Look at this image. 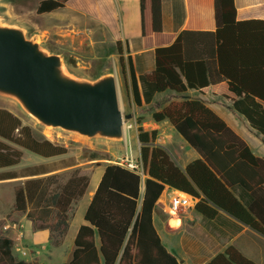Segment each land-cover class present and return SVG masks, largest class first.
I'll use <instances>...</instances> for the list:
<instances>
[{
  "label": "trees",
  "instance_id": "trees-1",
  "mask_svg": "<svg viewBox=\"0 0 264 264\" xmlns=\"http://www.w3.org/2000/svg\"><path fill=\"white\" fill-rule=\"evenodd\" d=\"M69 0H40L38 15L65 8ZM213 32H162L161 0H139L141 36L158 38L154 70L141 74L138 90L129 64L134 104H150L155 95L182 96L151 113L155 123L168 122L199 158L181 169L167 150L155 145L157 131L138 126L142 179L118 164H107L64 264H180L158 235L153 217L156 203L167 187L197 200L194 211L214 220L221 210L264 236V157L248 144L203 101L183 97L188 91L226 83L232 109L264 139V20L238 21L234 0H213ZM120 54V43H116ZM121 64L124 66L122 59ZM137 118V125L141 124ZM22 150L43 159L65 156L63 144L37 135L22 119L0 108V170L17 166ZM88 161L98 160L94 154ZM71 165L69 158L65 164ZM53 165L16 172H0V181L25 177L14 189L15 212L39 221L53 244L65 237L72 206L85 193L89 178L72 171L64 183L59 175L30 177L50 172ZM0 264H37L18 258L13 241L0 234ZM206 264H255L229 246Z\"/></svg>",
  "mask_w": 264,
  "mask_h": 264
},
{
  "label": "crops",
  "instance_id": "crops-1",
  "mask_svg": "<svg viewBox=\"0 0 264 264\" xmlns=\"http://www.w3.org/2000/svg\"><path fill=\"white\" fill-rule=\"evenodd\" d=\"M234 5L238 21L264 20V0H234ZM161 7L164 35L176 36L183 30L203 32L215 30L213 0H161ZM61 11H64L62 14L65 17L64 28L78 31L81 25L83 31L90 32L92 45L107 44L116 48V43H120L121 52L118 56L124 64L123 79L130 93V100L133 101L129 64L133 68L141 93L139 76L154 70V49L158 46L157 37L144 39L141 36L139 0H69ZM183 97L203 101L244 139L255 156L264 157V139L232 109L234 96L228 92L226 83L208 86L201 91L190 90ZM159 98L162 102H158ZM180 99L182 96L164 93L155 95L150 104L143 103L140 107L136 106L134 101L132 104L134 120L137 118L142 120L141 124L136 126L142 127L145 131H157L155 145L165 150H167L165 145H170L175 130L166 121L153 122L150 115L169 101ZM188 153L189 157L183 163H179L169 154L175 163L184 169L188 163L199 158L192 148ZM69 158L74 159L68 153L49 159L40 158L44 161L42 164L50 166L56 164V167H51L48 173L30 177L35 179L59 175V182L64 183L72 171L80 169L79 174L89 178L84 195L72 206L68 231L58 246L53 244L48 230L38 229L39 221L33 222L25 214L19 217V223L23 228V242L37 251L39 264H52L54 259L64 264L68 260L76 235L80 227L86 224L84 217L87 208L107 165L99 164L97 161L79 162L75 159L71 165L65 164ZM171 192L172 190L166 187L157 201L153 223L162 243L176 256L180 264H206L229 246H234L255 264H264V236L221 210L211 221L204 220L194 209L183 210L176 216H170L165 204Z\"/></svg>",
  "mask_w": 264,
  "mask_h": 264
},
{
  "label": "water",
  "instance_id": "water-1",
  "mask_svg": "<svg viewBox=\"0 0 264 264\" xmlns=\"http://www.w3.org/2000/svg\"><path fill=\"white\" fill-rule=\"evenodd\" d=\"M14 0H0V100L44 133L88 143L126 144L131 114L120 108L113 68L88 75L85 62L47 46L46 38L8 13Z\"/></svg>",
  "mask_w": 264,
  "mask_h": 264
},
{
  "label": "rangeland",
  "instance_id": "rangeland-1",
  "mask_svg": "<svg viewBox=\"0 0 264 264\" xmlns=\"http://www.w3.org/2000/svg\"><path fill=\"white\" fill-rule=\"evenodd\" d=\"M39 1L40 0H14L13 3L8 6V13L15 20L30 25L34 30L44 35L47 46L50 49L62 54L65 58L76 56L82 59L86 64L84 71L88 75H94L100 70L113 68L116 72L119 86L120 108L124 115H132L133 101L130 100V93L123 79L124 66L121 64L116 48L107 44L92 45L90 43V32L88 30L83 31L81 25L78 31H69L65 29V17L62 16L64 11L58 10L51 14L38 15L36 13V8ZM158 102H162V99L159 98ZM0 108L6 109L20 117L23 123L30 126L37 135L44 136L50 141L63 144L67 148L68 154L79 162H86L92 159L91 156L94 154L99 158L95 161L104 165L117 164L126 159L133 162L139 161L140 144L137 139V119L134 120L133 117L126 123V144L118 146L101 142L88 143L60 133H44L25 119L14 104L0 100ZM169 135L171 136V134ZM170 142V145L164 144L166 149L176 161L179 163L185 162L189 157L188 152L191 148L176 132L171 137ZM182 143L186 144V146ZM22 153L21 161L17 166L0 170V172L11 171L21 176L25 174V169L43 165L42 163L44 161L37 156L24 150H22ZM24 180H26L25 177H18L17 179L0 182V234L8 238L16 237V234L12 231L4 230L3 227L8 223L20 222L19 217L22 216V213L13 210L14 189L16 186L22 184ZM22 245L28 250L30 255L20 257L15 247H13L14 255L25 261L39 264V258L33 252V247L24 242H22ZM52 264H60V261L54 259Z\"/></svg>",
  "mask_w": 264,
  "mask_h": 264
},
{
  "label": "built area",
  "instance_id": "built-area-1",
  "mask_svg": "<svg viewBox=\"0 0 264 264\" xmlns=\"http://www.w3.org/2000/svg\"><path fill=\"white\" fill-rule=\"evenodd\" d=\"M118 165L125 167L131 171H134L138 174L142 179L145 178L144 169L140 163V161H129L128 159L122 160L121 162L117 163ZM197 200L194 199L192 196L179 192V191H172L168 201L165 204L166 210L168 215L176 216L183 210L193 209ZM4 230L12 231L16 234V237H9L13 241V247L19 253L20 257H26L29 254L28 250L23 247V228L20 223H8L4 227ZM33 252L37 255V251L34 249Z\"/></svg>",
  "mask_w": 264,
  "mask_h": 264
}]
</instances>
